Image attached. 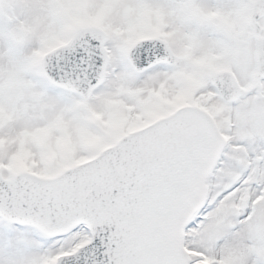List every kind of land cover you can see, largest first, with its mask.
<instances>
[{
  "label": "snow or ice",
  "instance_id": "6c2138e0",
  "mask_svg": "<svg viewBox=\"0 0 264 264\" xmlns=\"http://www.w3.org/2000/svg\"><path fill=\"white\" fill-rule=\"evenodd\" d=\"M0 264H264V0H0Z\"/></svg>",
  "mask_w": 264,
  "mask_h": 264
}]
</instances>
